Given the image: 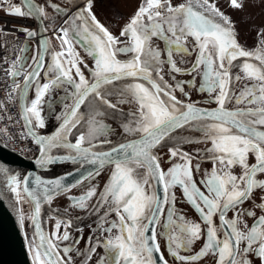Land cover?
<instances>
[{"label":"snow or ice","instance_id":"snow-or-ice-1","mask_svg":"<svg viewBox=\"0 0 264 264\" xmlns=\"http://www.w3.org/2000/svg\"><path fill=\"white\" fill-rule=\"evenodd\" d=\"M228 3L234 10L245 6V0ZM50 6L57 14L64 12L59 5ZM23 7L10 6L9 12L47 17L46 8L34 0H23ZM93 7L94 0H83V6L54 29L60 50L51 53V63L45 64L50 44L45 37L39 41L43 51L28 65L30 71H22L23 57L8 70L14 78L13 91H19L21 100L35 86L34 98L22 105V119L39 147L37 164L45 167L68 161L85 169L67 185L66 177L47 181L36 177V187L31 189L28 176L23 181L16 175L8 177L18 201L23 199L22 189L34 202L31 219L39 243L30 241L33 264H74L73 252L84 256L85 264L93 256H99L96 264H170L169 256L171 264H198L205 258L212 264H254V260L264 264V214L242 208L252 201L264 213V179L258 178L264 176V41L251 50L241 46L235 25L218 0L176 4L173 0H141L119 36L97 19ZM24 31L30 38L37 36L35 31ZM77 46L94 61L90 78L81 70L84 61ZM193 54L190 66H179L178 58ZM237 68L240 71L234 74ZM42 72L47 79L41 84ZM21 74L23 87L15 82ZM177 74L191 78L177 80ZM57 88L65 91L64 108L57 116L59 127L51 135H37L34 128L45 127V97ZM192 89L206 93L207 102L215 107L192 101ZM178 92L184 99L178 98ZM113 97L118 99L113 102ZM124 104L131 110L120 132L114 133L105 120L109 111L122 112ZM185 132L201 135L193 138ZM74 135L73 142L70 137ZM113 135H121L123 142L112 146ZM201 143L210 146L197 149L195 155L183 148ZM169 144L171 166L165 168L159 153ZM105 145L108 149L102 150ZM53 149H65L67 154L53 156ZM197 157L210 161V170L202 172ZM253 158L255 162L250 163ZM103 174L107 179L102 187L92 183ZM79 187L87 190L68 197L71 207L91 208L98 214L103 210L96 228L99 236L88 238L86 253L72 245L61 247L72 239L70 220L63 224L57 220L51 234L44 233L39 221L42 199L51 203L55 195ZM177 188L199 213L200 222L176 211ZM256 199L260 202L255 203ZM113 214L115 218L110 219ZM245 216L252 218L251 225ZM202 238V246L193 254L192 246ZM73 244L78 245L79 239Z\"/></svg>","mask_w":264,"mask_h":264},{"label":"flooded vegetation","instance_id":"flooded-vegetation-1","mask_svg":"<svg viewBox=\"0 0 264 264\" xmlns=\"http://www.w3.org/2000/svg\"><path fill=\"white\" fill-rule=\"evenodd\" d=\"M3 0H0V2ZM6 1L7 5V12L5 14H8L12 16L13 18L22 20L20 24L22 26H25L30 31L37 32V36L35 37H28L23 48L26 47L25 52H21L19 57H23V63H24V71H30L31 69L28 67V65H31L33 63L32 57L37 54L38 51H43L39 47V41L45 37L48 38L50 44H49V51L45 55V64L51 63V53L54 51L60 50V44L59 41L55 39L54 29L58 28L60 26L64 25V20L68 18V15L73 14L75 11L78 10V7L83 6V0H34V2L37 5H43L46 8L47 11V17L46 18H40V17H21L18 15L10 14L9 8L10 6L15 7H21L22 10H24L23 2L22 0H4ZM176 4L175 2H173ZM181 3V2H180ZM51 4L59 5L62 9H64V12L57 14L55 10L50 6ZM141 4V0H94V7L93 12L97 16V19L105 26L107 27L114 35L119 36V32L121 27L127 23L129 18L135 13L138 6ZM48 28L47 32H44V28ZM123 39V38H121ZM155 44H159V46L162 48L163 43L160 41H154ZM77 51L79 52L80 57L84 61V63L81 65V70L84 72L85 76L87 78H90V73L92 67H94V61L93 59L88 56L87 52L80 46H77ZM130 57H123L121 56L120 59H126ZM195 59V54L189 57L183 58V60L178 58V64L181 67H188L190 66L191 62ZM239 69H233V73H239ZM165 72H167V66L165 67ZM24 78V77H23ZM177 80H187L190 79V76H186L183 74H177ZM47 77L44 76V73H41L40 77V83L46 82ZM165 79L169 81V83H174L171 78L168 75H165ZM200 78L197 77V87L199 86ZM23 82V79H22ZM241 84H237V87H241ZM23 87V84L22 86ZM186 91H189L188 88H186ZM191 91V100L196 101L199 106L202 107H215V105H210L207 102V94L206 93H200L196 91L195 89L190 90ZM20 94V93H19ZM35 96V86L33 85L32 88L29 89L27 93L26 100L27 102H30L31 99H33ZM178 98L184 99V97L178 92L177 93ZM65 97V91L63 89L57 88L54 90L50 96L45 97V103L42 105V116L45 119V127L44 128H34V131L37 133V135H46L48 134V130L51 127H55L59 120H57V116L61 114L64 108L63 99ZM113 102L118 99V97H113ZM122 109V112H116L113 114L111 111H109V115L107 116L105 122L111 125L113 132L117 133L120 132V125L122 121L124 120L125 115L131 110V106L128 104H124L120 106ZM184 135H191L193 138H199L200 133H189L185 132ZM78 135V133H76ZM76 135L70 137L71 139L76 138ZM112 139V145H115L117 142H123V137L121 135H113L111 136ZM172 145L169 144L167 147H164L160 151V155L163 157L162 166L167 168L170 167V163L167 160V151L168 147H171ZM206 146L205 144H185L183 145V148L185 151H189L193 155L196 154L197 149H203ZM203 154L201 153V156ZM199 162L202 166V172L204 170H210L211 168V162L206 159H200L197 157ZM197 161L194 160L193 163H196ZM254 158L250 160V163H254ZM239 169H236L237 174L239 173ZM202 172L197 175V180L201 178ZM258 178L264 179V176H259ZM107 174H103L101 177H97L92 183H95L98 186H103V184L106 182ZM86 184L88 182H85ZM86 187H79V188H73L69 193H61L55 196L51 203L46 202V211L43 219H44V227L43 231L47 234H51L55 231V224L56 221L59 220L63 223H66L67 221H71V227L68 228V231L71 236V240L65 241L61 243V247L66 245H72L74 248H77L80 253H86L87 246H88V238L90 236H99V232L96 231L97 224L99 223V215H102L103 210L101 209L99 214L97 212H93L91 208L87 210H81L78 208L71 207V201L68 199L69 196H79L84 191H86ZM176 192V211L179 214L184 215L188 220L194 221V222H200L199 213L195 210L193 206H191L182 196V193L180 189H175ZM259 199L255 200V203H259ZM28 204V203H27ZM242 208L248 209V210H254L257 212V215L264 214L261 213L260 210L254 208V202L252 201H246L244 205H242ZM29 209V204H28ZM31 214V213H30ZM229 217L233 215L232 212L228 213ZM115 216L110 217V219H114ZM27 233L26 237H28V241L30 244L29 235V216H27ZM244 220L251 225L252 218L251 217H244ZM217 225L219 224L218 218H216ZM243 226V225H241ZM203 227V224H202ZM64 232V227L62 226L60 229V235H62ZM79 239V244L75 245L73 244V241ZM162 245H164L166 242L161 237L159 238ZM94 242V241H93ZM203 244V238L200 241H197L191 248L192 253L194 254L195 251L199 250V248ZM30 247V246H29ZM97 252L100 255H103L102 249H97ZM63 255V253H61ZM73 256V262L74 264H85L84 256L77 254L76 252L71 253ZM182 254H187L186 252H182ZM167 255V253H166ZM99 259V256H93L92 261L89 262V264H96V261ZM170 264L172 262V258L168 257ZM198 264H212V260L210 258L202 259L198 262ZM254 264H258V261L254 260Z\"/></svg>","mask_w":264,"mask_h":264},{"label":"water","instance_id":"water-1","mask_svg":"<svg viewBox=\"0 0 264 264\" xmlns=\"http://www.w3.org/2000/svg\"><path fill=\"white\" fill-rule=\"evenodd\" d=\"M23 2V0H22ZM18 97L20 100V94L18 91ZM21 105V104H20ZM83 110V109H82ZM59 123L48 134L42 136H48L55 132L59 127ZM27 129V128H26ZM28 131V130H27ZM73 142L75 140H72ZM115 146V145H112ZM108 145H105L102 150H107ZM67 154L65 149H53L51 155L63 156ZM40 157V151L33 160H26L20 154L6 148L0 144V264H33L30 257V252L26 243V233L20 222V214L16 207V194L11 192L8 185V177L18 174L22 168H27L24 177H29V188H35V178L39 177L41 180H53L60 177H66L64 183L71 184L80 177V173L85 169L80 168V165L73 164L68 161H60L45 167H41L37 164V160ZM80 171H77V169ZM72 173L71 176L68 174ZM22 192V189H21ZM26 202L30 206L31 218L34 214V202L31 198L24 194ZM57 196V195H55ZM54 196V197H55ZM46 202L41 200V212L39 216L40 224L44 227V215L46 211ZM43 227H41L43 229ZM29 230L32 238L36 242L35 226L30 221Z\"/></svg>","mask_w":264,"mask_h":264},{"label":"built area","instance_id":"built-area-1","mask_svg":"<svg viewBox=\"0 0 264 264\" xmlns=\"http://www.w3.org/2000/svg\"><path fill=\"white\" fill-rule=\"evenodd\" d=\"M21 21L16 18L0 19V90L9 94L7 96L10 100L9 104L0 102V143L15 150L21 156L30 158L38 154L39 147L34 140L26 136L21 125L19 126L18 108L15 101L16 91H13L14 78L9 75L8 71L12 62L19 57L27 37L20 24ZM20 77L22 76L15 78L16 83H19ZM9 107L14 114L12 121L8 114Z\"/></svg>","mask_w":264,"mask_h":264},{"label":"rangeland","instance_id":"rangeland-1","mask_svg":"<svg viewBox=\"0 0 264 264\" xmlns=\"http://www.w3.org/2000/svg\"><path fill=\"white\" fill-rule=\"evenodd\" d=\"M173 2L180 3L183 0H173ZM218 6L233 21L241 46L251 50L259 46L261 41H264V35H260L264 31V0H245L243 10H234L229 7L228 0H218ZM5 12H7V5L6 1L3 0L0 2V13L5 14ZM22 204L23 211L28 210L25 199H22ZM25 224L27 226V220Z\"/></svg>","mask_w":264,"mask_h":264},{"label":"bare ground","instance_id":"bare-ground-1","mask_svg":"<svg viewBox=\"0 0 264 264\" xmlns=\"http://www.w3.org/2000/svg\"><path fill=\"white\" fill-rule=\"evenodd\" d=\"M2 18H13L12 16H10V15H8V14H1L0 13V19H2ZM9 23L11 22V21H8ZM14 22V21H13ZM14 24H15V22H14ZM1 26V25H0ZM22 28L23 29H27L25 26H22ZM27 36V35H26ZM27 38H28V36L26 37V40H27ZM26 40H25V42H26ZM25 42H24V44H25ZM24 46V45H23ZM20 56V55H19ZM23 72H25L24 71V69L22 70ZM20 76H22V77H20V80H19V84L22 86V84H23V82H22V80L21 79H23V74H21ZM13 78V77H12ZM18 78H19V76H18ZM7 95H9V94H7V93H5V92H3V91H1L0 90V102H1V104H6V103H8L9 104V102H10V100H9V96H7ZM15 101H16V106H17V113H18V121H19V126L21 125V128H22V130L24 131V133L26 134V136L27 137H30L32 140H33V138L31 137V136H29L28 135V131H27V129H26V127H25V121L22 119V105L24 104V103H28L27 102V100H26V98L24 99V100H19V97H18V91H16V96H15ZM21 104V105H20ZM8 114L11 116V119H10V121H12L13 119H14V114H13V112H12V109L9 107V111H8ZM11 125V123L9 124V126ZM55 128V127H54ZM53 127H51L49 130H48V132L50 133L53 129H54ZM71 139V138H70ZM71 140H74V139H71ZM1 144V143H0ZM2 145V144H1ZM6 148H8V149H10V150H12V151H14V152H16L15 150H13V149H11V148H9V147H6ZM17 153V152H16ZM39 153V152H38ZM37 156V155H36ZM36 156H32V157H30V158H28V156H23L24 158H26V160H33ZM26 170H27V168H22L21 170H19V172H18V174H17V176H18V178L20 179V180H22V178H23V176L25 175V173H26ZM21 195H22V197H23V199H25V197H24V195L22 194V192H21ZM26 200V199H25ZM28 205V204H27ZM22 206H23V204H22V200H20V201H18L17 199H16V207H17V209H18V212H19V214H20V220H21V217H23V224H22V227H23V229H24V232L25 233H27V228H26V224H25V221H26V216H29V222H28V224L30 225V221H31V210H30V206H29V209L28 210H26V211H23V208H22ZM46 215V214H45ZM41 227H43V224L41 225ZM30 231V230H29ZM45 234H47V231L46 232H44ZM29 235V239L31 240V241H34L35 242V240L32 238V236H31V234H28ZM26 243H27V246H28V249H29V246H30V244H29V241H28V237H26ZM35 243H39V240H38V237H36V242ZM29 252H30V250H29ZM30 257H31V259H32V254L30 253Z\"/></svg>","mask_w":264,"mask_h":264}]
</instances>
